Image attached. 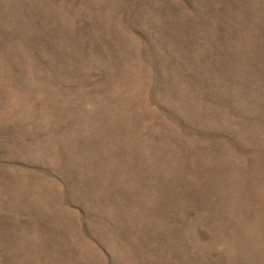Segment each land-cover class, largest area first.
<instances>
[{"label": "rangeland", "instance_id": "obj_1", "mask_svg": "<svg viewBox=\"0 0 264 264\" xmlns=\"http://www.w3.org/2000/svg\"><path fill=\"white\" fill-rule=\"evenodd\" d=\"M0 264H264V0H0Z\"/></svg>", "mask_w": 264, "mask_h": 264}]
</instances>
